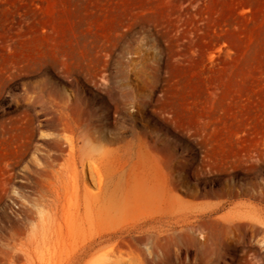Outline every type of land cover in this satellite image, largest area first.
Returning a JSON list of instances; mask_svg holds the SVG:
<instances>
[{"label":"rangeland","instance_id":"rangeland-1","mask_svg":"<svg viewBox=\"0 0 264 264\" xmlns=\"http://www.w3.org/2000/svg\"><path fill=\"white\" fill-rule=\"evenodd\" d=\"M115 81L143 109L120 111L108 99ZM43 96L88 103L107 148L143 141L159 153L152 141L166 138L168 250L108 220L113 254L77 262L83 235L51 234L30 257L0 249V264H264V0H0V244L12 252L67 161L66 150L55 155L67 131ZM164 105L215 135L216 159L199 135L158 125ZM81 172L95 192L88 166Z\"/></svg>","mask_w":264,"mask_h":264},{"label":"bare ground","instance_id":"bare-ground-1","mask_svg":"<svg viewBox=\"0 0 264 264\" xmlns=\"http://www.w3.org/2000/svg\"><path fill=\"white\" fill-rule=\"evenodd\" d=\"M127 85L126 81L110 83L112 91H109L108 99L123 112L128 107L143 109L142 100ZM43 97L38 101L57 115L62 129L67 131V134H63L64 140L59 137V141H55L59 150L55 155L60 156L62 150H66L67 161L61 165L57 175L54 174L55 180L47 181L38 194L37 200L44 210H38L39 221L30 228L24 246L18 252H12L11 247L3 243L0 249L8 252L13 259L20 254L30 257L32 252L51 241V234H54L55 240L79 234L83 235L84 241L79 251L73 250L77 254V262L96 250H102L100 255H110L115 252L111 241L116 230L107 228L105 223L120 220L124 222L127 232L136 231L142 238L149 235L156 240L161 239V252L164 255L168 250V205L175 202L168 193L166 138L159 143L152 141L159 153L151 152L143 141H124L115 148H107L99 141L105 137L103 124L96 123L100 117L89 108L88 103H81L74 110L58 106L53 98ZM157 123L164 129H168V126L176 128L187 136L199 135L198 142L209 146L208 157L216 156L215 147L218 144L214 143L217 140L215 135L208 136L203 130L202 134L201 126L196 122L190 123L176 109L164 105ZM85 165L97 184L95 192L82 187L81 171ZM222 165L219 166L223 168ZM23 215L26 216L25 213ZM94 224L99 226V231L96 235L87 236L88 229Z\"/></svg>","mask_w":264,"mask_h":264}]
</instances>
